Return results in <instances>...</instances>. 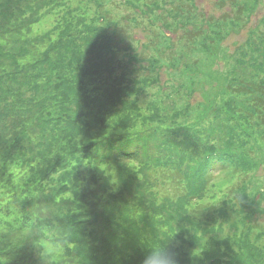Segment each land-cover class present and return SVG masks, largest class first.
I'll return each mask as SVG.
<instances>
[{
    "label": "rangeland",
    "instance_id": "1",
    "mask_svg": "<svg viewBox=\"0 0 264 264\" xmlns=\"http://www.w3.org/2000/svg\"><path fill=\"white\" fill-rule=\"evenodd\" d=\"M9 6L12 11L9 12V22L6 23L0 16V42L6 50L13 52L16 48L22 51L24 59L19 61L23 67L29 68L25 84L20 88L22 99L16 102L17 97L11 95L6 102L0 103V112L7 105L11 108L5 118L2 117L0 128L4 125L2 129L7 127L15 132L25 128L27 133L18 138L22 147H10L11 153L15 150L22 151L23 158L18 161V156L14 154L6 161L7 167L5 166L2 174L0 172V249H7L0 256L6 257L8 264H81L78 251L73 249L74 243L67 240L69 238H63L68 233L84 240L89 252L95 254H101L100 250L103 249L107 251L109 239L116 240L119 246L125 248V244L129 242L124 233L126 222L123 223L118 214L127 205L124 199L129 200L131 209H127L128 214L131 221L137 222L134 214L138 207L136 203H132L126 190L131 183L128 175L115 164L110 161L101 164L93 158L86 166L83 164L86 163V158L77 156L68 165L62 164L49 172L34 187L30 183V187L25 185L30 177L29 166L35 168L37 165L45 141L51 138L50 126L58 122L59 116L56 114L61 106L65 105L71 118L73 112H76L75 121L79 122V119L85 117L84 108H77L80 106L76 101L71 104L73 97L64 98L68 94L54 91L52 85L45 82V78L39 77L37 83L32 84L35 85V92L27 84H31L30 79L38 75V68H46L48 74L52 65H56L59 51L55 44L64 34V27L73 26L80 30L87 29L86 25H89L93 30L95 26L99 27L102 21L99 20V14L102 12L105 14L104 22L114 24L119 20V25L132 33L134 47L127 50L128 56L139 52L144 56L156 55L152 49L145 50L143 47L149 40L148 36L155 35L154 39L172 45L173 51L165 53L166 56L156 55L160 63L156 66L155 73L140 70L139 74H126L128 79L124 81L127 85L124 89L127 94L124 98L127 103L135 100L138 111L142 114H151L150 109L155 110L157 107L160 113L166 110L167 115H171L172 109L175 111L189 106L188 115L180 118V121L185 122L199 119V114L208 110L205 117L207 124L213 120V114L223 109L233 117L228 123L229 127L239 133L240 129L236 127L243 122L239 118L243 113L237 109L232 113V110L225 108L221 100L225 101V97L219 96L218 92L224 83L222 76L225 71L235 74L239 81H251L256 69L249 61L250 57L253 55L256 60L261 61L260 56L264 52V0H14ZM146 6L153 12L149 13ZM134 7L143 9L144 12L139 15L133 11ZM135 20L136 23H132ZM127 24L129 25L124 26ZM12 27L15 28L11 30ZM185 32H189L191 37H187ZM205 38L216 41L206 43L207 46L203 44ZM12 44L14 45L10 46ZM244 44L249 52L246 65L234 63L235 56L232 59L224 58L238 53ZM49 45V64L41 62L34 67L32 63L38 58L44 59L43 55H46ZM73 46L82 50L85 45ZM252 47H257V50H252ZM210 51L213 55H209ZM204 53H208L213 59H208ZM11 62L13 60L10 57L0 53V64L4 68V64L9 68ZM133 65L139 66L138 63ZM114 70L119 75L125 73V69L119 68L118 64ZM151 74H154L156 81L148 84L143 79ZM103 79L106 84L109 83V74H104ZM32 93L35 95L34 99L30 98ZM88 94L91 96V89ZM101 94L102 91L93 93L97 95L94 105L102 102ZM23 103H27L24 105L25 109L17 110ZM117 105L120 107V102ZM79 111H82V115ZM170 119L167 118L165 123L171 124ZM221 121L224 128L227 123ZM157 122L146 127L158 129ZM144 125L140 120L135 128L142 130ZM241 128L247 134L245 158L243 147L235 150L239 155L238 160H243L245 164L238 162L212 173V179L205 186L203 195L186 205L188 217L199 223V226H194L198 230L197 236H187L184 233L173 237L175 247H179L183 239L199 243L200 246L193 251L197 257L188 261L186 257L177 254V259L168 260V264H203L201 261L206 264H264V259L258 260L255 254L245 260V249L241 248L239 242L240 238L248 239L264 253V138L256 129ZM6 135L11 136L9 133ZM93 136L82 140L87 143L93 140ZM109 137L113 141L114 134ZM2 148L0 146V152ZM190 148L187 146V151L192 150ZM99 149L94 152L91 144L86 148L93 155H99ZM196 156L190 155V163L185 164H191ZM137 164L138 160L127 159L131 171H136ZM144 172L154 184L155 191L160 190L157 193L158 202L165 198L173 202L181 195L180 188L172 183L180 181L172 178L175 177L174 174L166 183L161 184L156 181L157 171L146 168ZM76 174L78 178L75 177ZM182 188L186 189V183L182 184ZM58 209H63L64 213L75 209L83 211L80 219L84 224L75 222L72 234L69 229L58 230V223L54 218ZM136 225L140 231L147 230L142 223ZM156 233L159 235V230ZM126 252L131 254L133 250L128 247Z\"/></svg>",
    "mask_w": 264,
    "mask_h": 264
},
{
    "label": "trees",
    "instance_id": "2",
    "mask_svg": "<svg viewBox=\"0 0 264 264\" xmlns=\"http://www.w3.org/2000/svg\"><path fill=\"white\" fill-rule=\"evenodd\" d=\"M13 2L14 0L0 2V6H3L0 8V16L6 23L9 22L12 13L9 4ZM233 5L237 6V4ZM147 9L149 13L153 12L149 7ZM10 11L11 13H9ZM133 11L139 15L144 12L143 9L139 10L136 7L133 8ZM99 18L102 21L99 27L95 26L93 30L88 27L89 25H86L87 29L80 30L73 26L64 27V34L59 37L55 44L59 51L56 65H52L48 74L46 68H38V75L30 79L31 84H27L35 92V85L32 84L37 83L39 77L45 78V82L52 85L54 91L68 94L64 98L73 97L71 104L76 101L80 106L77 108H84L83 115L85 117L79 119V122L75 121L77 120L76 112H73L71 118L67 114L65 105L61 106L60 111H57L56 114V116H59L58 122L52 123L50 126L51 138L45 141L37 165L35 168L29 166L30 177L26 180L25 185L30 187L31 184L34 187L49 172L61 167L62 164L68 165L77 156L86 158V163H83L86 166H88L89 160L93 158L101 164H104V161H110L120 171L126 172L130 179L131 183L126 187V190L132 203H136L138 207V211L134 214L138 221H131L132 218L127 211V209H131L129 200L124 199V203H127V205L122 209V213L118 214V218H122L123 223L126 222L124 233L129 238V242L123 248L118 245L116 240L110 241L109 239L107 241V251L105 249L100 250L101 254L89 252L84 240L68 233V236L63 238H69L67 240L74 243L73 249L78 251L77 256L82 260L80 261L81 264H86V262L89 264H99L98 262H106V264H139L140 262L142 264H168V260L177 259L175 257L177 254L186 257L190 261V258L197 257L193 251L200 246L199 243L187 242L182 237L183 242L181 241L179 247H175V238H173L184 233L187 236H197L198 230L194 226H199V223L186 214L187 203L203 195L205 186L212 179V173L227 166L236 165L238 162L245 164L243 160H238L239 155L236 153V150L243 147L245 158L244 148L247 146L245 135L247 134L246 130L241 127L250 130L256 129L257 133L264 138V52L261 53V61L256 60L253 55L250 57L249 61L253 63V68L257 71V74L255 71L251 76L250 82L239 81L236 79L235 74L229 71H225L222 76L224 83L218 92L219 96L225 97V101L221 98L222 103H224L225 108L232 110V113L235 109L243 113V116L239 117L243 122L236 127V129H240L239 133L229 127L228 123L233 117L223 109H219L216 114L212 115L214 117L209 124L206 123L205 119L208 110L206 113L199 114V119H194L191 122L180 121L181 117L188 115L189 106L175 109V111L172 109L171 115H167L166 110L160 113L157 107H155V110L150 109L151 114H142L138 111L139 107L135 100H130V103H127L124 98V95L127 94L124 89L127 85L124 81L128 79L126 78L127 75L129 76L131 73L139 74L140 70L155 73V68L160 63L156 55L161 56L173 51L172 45L166 41L161 42L154 39L155 35H153L154 38L148 36L149 40L144 43L143 47H145V50L152 49L156 55L144 56L139 52L128 56L129 52L127 50L134 47L132 33L124 30L119 25V20L114 24L104 22L105 14L102 12L99 14ZM125 22L128 23V21ZM132 23H136V20ZM14 28L12 27L11 30ZM185 33L187 37H191L189 32ZM213 41L216 40L213 38L206 40L205 38L203 44L207 45L206 43H213ZM79 44L85 45L82 50L77 49V47L75 49L73 46L77 45L79 47ZM244 45L238 53L224 56V58L232 59L235 56L234 63L246 65L249 52L247 45ZM5 48L3 43L0 42L1 55L10 57L13 62L10 63L9 68L5 64L6 68L0 64V103L1 101L6 102V99L11 95L17 97L16 102H18L22 99L20 88L25 84L29 67H23L19 61V59H24L25 54L22 51L16 50L15 47L13 52ZM251 49L257 50V47ZM49 50L50 45L47 48L46 55H43L45 56L44 59L38 58L32 65L35 67L41 62L48 65L47 54ZM204 54L208 59H213L209 56L213 55L211 51L209 55H207L208 53ZM133 63H138L139 66L135 67ZM116 64L119 68L125 69L124 74L115 73ZM106 73L109 74V83L107 84L103 79ZM228 76H231V78L228 79ZM147 77L143 80L148 84H153L156 81L154 74ZM53 84H55V87H53ZM89 89L92 90L91 96L88 94ZM97 91L98 93L102 91L101 99L103 98V100L101 103L94 105L97 95H93V93ZM34 97L35 95L32 93L30 98L34 99ZM118 102L121 104L120 107L117 105ZM26 104L23 103L20 109L17 110H24ZM9 107L7 105L3 112H0V122H2V117L5 118L7 112L11 110ZM79 113L82 115V111H79ZM167 118H171V124L165 123ZM140 120L145 124V128L142 130L135 128L137 121ZM221 120H224L228 126L226 124L223 128L224 123ZM156 122L159 123L158 129L146 127L148 124ZM2 128H0V146L3 147L0 152L1 174L7 164L6 161L14 154L18 156V161L23 158L22 151L15 150L14 153H11L10 147H22L18 138L20 135L24 137V134L27 133L25 128L20 132L8 130L7 127ZM101 130L104 131L101 132ZM231 131H233V134ZM6 133L11 134V136L7 137ZM111 134H114L115 140L112 138L113 141L109 137ZM91 135H94L92 141L85 143L82 140ZM90 144L94 148V152L100 148L99 155H93V152L86 150ZM187 146H190L192 150L187 151ZM193 154L197 156L189 164V156ZM186 155L189 156L185 159ZM130 158L138 160L136 171H131L127 165V159ZM186 162L189 163L185 164ZM146 168L153 172L157 171L158 179L156 181L161 184L166 183L174 174L175 177L172 178L180 181L176 183L175 180L172 183L178 189L180 188L181 195L177 196V199L173 202L166 198L158 202L157 193L160 190L155 191L154 184L144 172ZM99 171L102 170L99 169ZM157 176L154 178H157ZM75 177L78 178V175L76 174ZM183 183H186V189L182 188ZM73 186H76V184ZM74 196L77 199L76 193ZM120 200H123V198ZM58 210L59 212L54 214V218L58 223V230L66 231V229H69L70 234H72L76 225L75 222L84 224V221L80 219L83 211L75 209L64 213L62 212L63 209ZM154 215L159 217L155 218ZM113 216L115 215L113 214ZM136 223L144 224L147 230H141V232ZM156 230H159V235H157ZM239 242L241 248L245 249V260L248 256L255 255L258 260L260 258L264 259L262 250L250 243L248 239L240 238ZM128 247L133 250L131 254L126 252ZM6 252L7 249H0V254ZM201 262L206 264L204 261Z\"/></svg>",
    "mask_w": 264,
    "mask_h": 264
},
{
    "label": "clouds",
    "instance_id": "3",
    "mask_svg": "<svg viewBox=\"0 0 264 264\" xmlns=\"http://www.w3.org/2000/svg\"><path fill=\"white\" fill-rule=\"evenodd\" d=\"M0 264H8V259L6 257L0 256Z\"/></svg>",
    "mask_w": 264,
    "mask_h": 264
},
{
    "label": "snow or ice",
    "instance_id": "4",
    "mask_svg": "<svg viewBox=\"0 0 264 264\" xmlns=\"http://www.w3.org/2000/svg\"><path fill=\"white\" fill-rule=\"evenodd\" d=\"M193 207H195V206H193Z\"/></svg>",
    "mask_w": 264,
    "mask_h": 264
}]
</instances>
